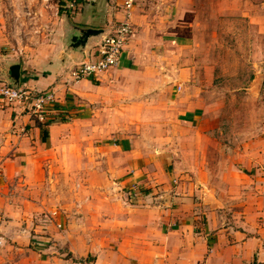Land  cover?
Segmentation results:
<instances>
[{"label": "crops", "instance_id": "1", "mask_svg": "<svg viewBox=\"0 0 264 264\" xmlns=\"http://www.w3.org/2000/svg\"><path fill=\"white\" fill-rule=\"evenodd\" d=\"M65 1L75 13L45 20L54 39L0 57V91L19 65L16 88L56 98L46 126L0 98V264H264V72L249 110L226 116L212 94L220 56L194 30L225 6L262 22L264 0H136L119 65L79 82L72 70L125 20L126 0ZM78 29L103 34L82 52Z\"/></svg>", "mask_w": 264, "mask_h": 264}, {"label": "rangeland", "instance_id": "2", "mask_svg": "<svg viewBox=\"0 0 264 264\" xmlns=\"http://www.w3.org/2000/svg\"><path fill=\"white\" fill-rule=\"evenodd\" d=\"M135 1L132 2L133 7L135 6ZM71 3H73V6H77L74 2ZM52 6H57V12ZM62 6H70V4L68 5L65 0H0V57H2L1 55H6L8 59H11L12 56H9V53L10 55H14L18 52L19 48L27 45H29V48L35 47L40 44L39 38L43 34L50 37L49 35L56 33V31L51 29L52 25L45 23V20L47 19L51 22L54 17L53 15L56 14L63 19L64 17H68L70 12H68V9L62 8ZM225 7L226 13L230 14V16H225L223 20L206 21V23L200 20L201 25L205 27L194 25V30L195 34L199 35L204 41V44H202L203 51L211 50L209 51V54H212L210 59L217 62V55L220 56L217 73L214 76L216 82L213 84L212 94H217V98L224 103L226 116L231 117L234 114L241 113L240 110L242 109L239 107L240 104H247L243 109L246 111L249 110L250 102L248 101L249 98L246 89L257 74L264 72V21L253 22L250 17L234 15V6ZM241 7L244 8L245 6ZM249 7L253 8L252 6ZM253 9L254 11H251L252 13H260L257 8ZM62 10L65 12L62 13ZM71 12L75 13L73 8ZM204 15H206V12L202 13L199 17L201 18ZM130 16L131 12H127L125 20L114 24L112 29L116 25L127 23ZM185 19L195 24L198 16L192 15L191 18L187 16L184 17ZM184 20L181 23L184 24ZM129 24L134 31V27L130 21ZM211 33L216 34L213 38L214 44L211 43L210 45L213 46H208L206 41L211 39ZM111 34L112 31L103 37L101 43L97 46L96 52L99 50L103 41ZM52 37L54 39L56 35L54 34ZM130 40L125 45L124 51ZM216 41H218V46L215 44L217 43ZM216 47H218L219 52L216 51ZM198 58H193L192 56V60ZM84 61L77 65L79 66ZM212 94H209V97ZM176 118L177 116L174 115L172 120L166 119L165 122H162V130L166 131V135H168L167 130L169 126H174L173 123ZM227 126L232 130L234 124L229 122ZM238 126L245 128L244 124H239ZM150 144L156 145L152 141H150ZM151 159L155 160L158 157H151ZM162 159L164 162H168L170 157L162 156ZM71 189V187L67 186L64 188V192H71ZM59 195L61 193H58ZM56 205L58 208L61 207L58 205V202ZM59 227H62V225L59 224Z\"/></svg>", "mask_w": 264, "mask_h": 264}, {"label": "built area", "instance_id": "3", "mask_svg": "<svg viewBox=\"0 0 264 264\" xmlns=\"http://www.w3.org/2000/svg\"><path fill=\"white\" fill-rule=\"evenodd\" d=\"M132 2L134 0H126L125 2L128 13L133 8ZM70 7L73 8V3H70ZM133 35L134 31L129 21L116 25L112 29V34L103 41L99 50L93 54V57L74 68L71 74L72 81L79 82L85 79L98 78L100 74L117 67L125 45ZM0 98L3 102L10 105H23L25 110L31 115V118L44 126L48 125L49 117L56 102L53 91L37 92L24 86L19 88L4 86L0 91ZM132 196L136 198L140 196L138 188L132 190Z\"/></svg>", "mask_w": 264, "mask_h": 264}, {"label": "water", "instance_id": "4", "mask_svg": "<svg viewBox=\"0 0 264 264\" xmlns=\"http://www.w3.org/2000/svg\"><path fill=\"white\" fill-rule=\"evenodd\" d=\"M103 34L102 30H96V29H78L77 34L73 37L71 41V48H74L76 50H82L85 51V48L88 44V41L90 39L99 37ZM11 71V78L14 81V87H18V81L20 78V66L19 65H13L10 68Z\"/></svg>", "mask_w": 264, "mask_h": 264}, {"label": "trees", "instance_id": "5", "mask_svg": "<svg viewBox=\"0 0 264 264\" xmlns=\"http://www.w3.org/2000/svg\"><path fill=\"white\" fill-rule=\"evenodd\" d=\"M61 11V10H60Z\"/></svg>", "mask_w": 264, "mask_h": 264}]
</instances>
